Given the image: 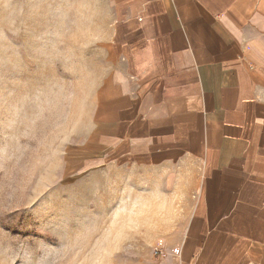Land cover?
<instances>
[{
	"label": "crops",
	"instance_id": "0c3cea01",
	"mask_svg": "<svg viewBox=\"0 0 264 264\" xmlns=\"http://www.w3.org/2000/svg\"><path fill=\"white\" fill-rule=\"evenodd\" d=\"M112 40L96 163L186 216L157 264H264V0H129Z\"/></svg>",
	"mask_w": 264,
	"mask_h": 264
},
{
	"label": "rangeland",
	"instance_id": "374dc122",
	"mask_svg": "<svg viewBox=\"0 0 264 264\" xmlns=\"http://www.w3.org/2000/svg\"><path fill=\"white\" fill-rule=\"evenodd\" d=\"M128 1L117 0L102 36L86 37L108 66L101 83L77 95L35 97L25 124L0 133V264H157L160 238L186 217L165 214L159 199L145 196L141 173L96 163L118 65L112 34Z\"/></svg>",
	"mask_w": 264,
	"mask_h": 264
},
{
	"label": "clouds",
	"instance_id": "9594fccd",
	"mask_svg": "<svg viewBox=\"0 0 264 264\" xmlns=\"http://www.w3.org/2000/svg\"><path fill=\"white\" fill-rule=\"evenodd\" d=\"M117 0H0V133L26 121L35 97L91 92L108 66L86 37L102 36Z\"/></svg>",
	"mask_w": 264,
	"mask_h": 264
},
{
	"label": "built area",
	"instance_id": "2783aa9c",
	"mask_svg": "<svg viewBox=\"0 0 264 264\" xmlns=\"http://www.w3.org/2000/svg\"><path fill=\"white\" fill-rule=\"evenodd\" d=\"M176 255H180V251H176L175 250V252H174ZM155 254L156 255H158V256H162L163 255V252H162V248H161V246H158V247H156V249H155Z\"/></svg>",
	"mask_w": 264,
	"mask_h": 264
}]
</instances>
